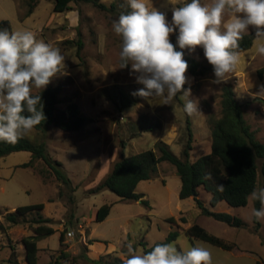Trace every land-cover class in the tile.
<instances>
[{"label": "rangeland", "instance_id": "rangeland-1", "mask_svg": "<svg viewBox=\"0 0 264 264\" xmlns=\"http://www.w3.org/2000/svg\"><path fill=\"white\" fill-rule=\"evenodd\" d=\"M16 1L21 2L20 8L16 7ZM121 1L99 2L109 7L111 3ZM148 2L150 7L153 6L165 13L168 22L171 23L173 7L182 6L191 0H173V4L167 8L162 6L163 0ZM201 3L210 4L211 0H201ZM51 6L50 1L40 0L34 20L24 22L21 12L27 13V0H0V21L8 20L11 32L30 30L38 40L59 48L65 57V66L62 68L64 74L54 77L47 86L60 88L59 107L64 108L68 102L76 103L80 112L92 120L87 128L77 132H62L49 126L44 133L33 130L25 136L32 143H45L51 157L62 163L73 190L56 181L41 160L34 161L32 167H22V164L30 160L29 152H15L0 159V214L5 208L43 203L46 206L45 215H50L53 220L48 224L54 233L45 236L39 243V247H46L47 252H40L38 264L48 262L51 252L54 253L50 255H58L62 228L60 215L64 214L63 219L66 223L63 230L65 233L72 232L71 238L64 235V240L67 238L70 251L75 254L73 256L68 253L70 258H74V261L71 260L74 264H124V261L130 258L128 243L133 244L136 254H145L144 247L140 244L151 247L156 242L164 240L171 231L178 232L174 242L178 251L186 252L191 247L204 246L211 251L213 264H260L261 260L264 261V219L261 220V226H255L252 216L254 200L249 197L248 204L240 208H229L221 202L214 209L215 207L209 204L211 195L199 189V199L205 208L212 212H225L223 210L228 208L244 225L231 227L218 222L201 214L193 198L179 199L177 174L171 176L167 172H161L163 165H170L175 170L168 162L160 164L159 167V174L166 176V184L152 177L139 183L137 187L138 192L146 194L144 200L148 202V206L140 201L122 202L117 195L108 190L96 194L89 192L103 180L113 165L112 162L110 166L109 164L103 166L105 157H114L122 149L126 139L130 138L133 141L135 149L131 154L153 149L157 129L144 132L141 137L139 135L147 125H155L162 119L176 123V142L179 145L174 144L169 148L179 157L180 148L187 140L184 99L181 94L170 104L161 105L154 102L150 105L148 100L139 96L140 100L135 106L120 111L117 90H112L111 86L118 85L125 92L132 94L144 88V85L136 82L137 74L131 72L130 64L127 69L119 68L122 38L116 35L112 28V22L119 18L118 15L116 12L102 10L92 3L72 2L71 10L66 15H74L76 27L68 28L67 19H54V25L43 27L54 13ZM78 40L82 43L79 56ZM183 51L184 56L199 61L207 70L212 69L201 47H197L194 52L187 49ZM260 69L263 71L261 77L257 73ZM186 75L189 78L186 85L191 87L189 99L197 103L199 111L194 117V130L191 129L194 131L195 142L193 141V149L190 151V161L197 160L211 150V129L213 122L221 115V88L224 83L232 86L250 130L254 132L256 140L264 144V56L257 54L254 43L250 49L240 53L239 64L234 72L227 75L224 82L212 83L211 81L215 79L214 72H208L197 79L188 72ZM41 90L43 89L33 88V93ZM140 117H145L146 124L141 123ZM257 164L256 189H259L262 188L261 167L264 158L257 159ZM43 180L49 185H45ZM56 188L62 191V196H58L57 192L54 200L47 202L49 197L55 194ZM105 204L110 205V212L106 219L96 222L95 214ZM31 217H35V214L33 213ZM31 217L22 223L23 227H32L33 224L29 222ZM74 217L85 226L82 232L75 227V221L72 222ZM170 217L174 219V223L167 221ZM193 224L201 226L225 243L234 244L235 248L227 251L200 239L189 238L186 230ZM22 234L17 233L15 238L18 239ZM92 239L98 240L90 252L91 257L98 258L97 263L84 257L86 242L90 244ZM1 247L3 245L0 244ZM244 250L247 253L242 252ZM10 254L11 250L8 247L0 250V264H15L8 260ZM12 259H15V255Z\"/></svg>", "mask_w": 264, "mask_h": 264}, {"label": "clouds", "instance_id": "clouds-1", "mask_svg": "<svg viewBox=\"0 0 264 264\" xmlns=\"http://www.w3.org/2000/svg\"><path fill=\"white\" fill-rule=\"evenodd\" d=\"M126 3L130 11L112 22L114 33L122 38L119 68L131 65L136 82L144 85L132 95L150 105L170 104L182 93L184 112L188 116L199 112L197 103L189 99L190 87H184L189 83L185 49H203L213 67L214 84L226 81L235 71L240 62L239 42L250 27L255 30L256 52L264 56V0H211L210 4L191 0L173 7L171 23L148 0ZM177 29L174 45L170 37ZM64 61L59 48L38 40L30 30H0V141L15 144L46 120L41 96L33 95V88L45 89L54 77L64 74ZM223 189L224 185H218L219 191ZM250 198L260 204L252 216L264 219V187L254 190ZM127 249L130 258L124 264H213L212 253L204 246L181 252L174 243H163L136 254L130 242Z\"/></svg>", "mask_w": 264, "mask_h": 264}, {"label": "trees", "instance_id": "trees-1", "mask_svg": "<svg viewBox=\"0 0 264 264\" xmlns=\"http://www.w3.org/2000/svg\"><path fill=\"white\" fill-rule=\"evenodd\" d=\"M53 4L52 10L55 13H63L70 9V3H76L83 1L86 3H92L94 6L111 12H116L119 15L121 13H127L130 11L126 0L121 2H113L107 7L100 3V0H48ZM38 0H27L28 10L26 15H30L34 8L37 6ZM7 29L11 32V25L8 20L0 21V30ZM178 29L171 37V42L176 45ZM78 35H80L78 33ZM255 30L250 28L248 33L244 34L243 39L239 42V52H244L250 49L253 45V39ZM82 47L81 41H77V55H80V49ZM177 50H180L177 46ZM187 61L188 73L195 79L206 75L208 72L206 67L190 57L184 56ZM129 67V66H128ZM127 67V68H128ZM124 68V69H127ZM258 76L263 74L262 69L257 71ZM197 83V81H196ZM185 89L190 86L185 85ZM109 88V87H106ZM191 88V87H190ZM111 89L117 90V102L119 104V110L130 108L135 106L139 100V96H134L122 90L118 85L111 86ZM115 93V92H114ZM177 94V99L179 98ZM33 95H40L41 102L43 104V111L46 116V120L42 121L40 125H37L34 130L44 133L49 126H53L62 132H77L81 131L92 120L84 116L76 103L68 102L64 108H60L59 104V87H47ZM220 117L216 119L212 124L211 129V150L209 153L199 157L194 162L189 159L190 151L193 149V133L191 130V123L188 115L186 118V132L187 140L180 156H176L170 151L167 144L162 141L155 142L153 149L144 150L136 154H132L128 157L121 156L116 160L108 174L103 180L96 185L93 189H90L91 194H96L104 190H108L118 196L122 202H138L148 206V202L143 199L141 194L135 192L136 186L141 181L151 179L156 175L157 165L162 162H168L176 169L181 186L178 193L180 200L186 198H193L197 207L201 210V214L212 217L218 222L225 223L231 227H241L244 225L241 219L231 216L227 213L212 212L205 208L199 199V189H203L211 195L209 204L214 207L218 202L224 201L230 207L239 208L245 207L248 203L250 194L256 190L258 180V164L257 159L264 158V144L256 140L254 132L250 130L249 125L244 119L243 110L239 102L235 98L233 88L229 84H223L221 88V100H220ZM29 115L27 111L23 113ZM145 117H140L141 123L146 124ZM160 127V123L155 125H147L143 132L153 131ZM26 151L30 153V160L27 163L22 164L24 168L32 167L33 162L41 160L49 174L54 176L56 181L62 184L68 189H72L71 180L68 177L63 165L60 161L51 157L46 149L45 143L38 144L32 143L26 137L20 139L15 144H9L7 142L0 141V159L8 156L11 153ZM39 174H41L39 172ZM262 175V187H264V164L261 167ZM43 177V176H42ZM44 181V180H43ZM224 185L223 191L218 190V185ZM58 196H62V191L58 190ZM260 204L258 201H254V208L258 209ZM43 204H33L26 206H19L12 213H7L4 216V220L15 225L24 220L27 214L34 213L35 217L32 219L36 227H32L33 236L22 237L20 243L25 250V260L27 264L37 263L38 248L36 245L37 240L41 236H49L53 233L50 227L45 226L49 220L43 219L39 212L42 210ZM110 212V205H102L95 214V221L101 222L108 216ZM169 223H174L172 217L168 218ZM186 222L185 219H182ZM255 226H259V222L253 217ZM5 226L0 222V231H5ZM65 231L60 232L59 244L62 247L64 241ZM186 235L189 238H197L202 241L208 242L212 245L220 247L224 250L230 251L234 248V244L225 243L220 238H217L209 234L204 228L197 224H193L186 230ZM178 237V232L171 231L164 240L156 242L151 247H147L146 244H140L144 247V253L152 250L156 244L174 243ZM96 240H91V243ZM14 253L12 252L9 261L13 260ZM70 255L62 249L59 250L57 256L52 255L48 264H59L65 260H72ZM93 263L98 261L91 260Z\"/></svg>", "mask_w": 264, "mask_h": 264}, {"label": "crops", "instance_id": "crops-1", "mask_svg": "<svg viewBox=\"0 0 264 264\" xmlns=\"http://www.w3.org/2000/svg\"><path fill=\"white\" fill-rule=\"evenodd\" d=\"M51 2V1H50ZM52 3V2H51ZM39 4H40V0H38V3H37V6L34 8V10H33V12L30 14V15H26V14H24V12L22 11V9H21V17H22V20H24V22H26L27 20H34V18H35V11L37 10V8H38V6H39ZM15 5H16V7H18V8H20L19 6L21 5V2H15ZM172 5V3H170L169 2V0H163V3H162V6L165 8H167V7H170ZM53 7V4H52V6H51V8ZM53 11V10H52ZM67 12L68 11H66V12H63V13H53L52 15H51V18H50V20H48V21H46L44 24H43V27H45V26H47V25H49V24H55L54 22H53V20L54 19H59V20H64V19H67L68 20V28H71V27H76L77 26V22H76V19H75V17H74V15H72V16H69V15H66L67 14ZM61 17V18H60ZM41 23H39V25H40ZM42 25V24H41ZM189 117V119H190V123H191V129H193V127H194V117H195V115H193V116H188ZM181 118H183V115L181 114ZM92 122H90V123H88V124H91ZM87 124V125H88ZM205 124H206V121H205ZM86 125V126H87ZM84 127V128H87V127ZM83 128V129H84ZM82 129V130H83ZM157 129V132H158V134L156 135V138L154 139V144H155V142H157V141H162V142H164L165 144H167L169 147L170 146H172V145H179L177 142H176V138H177V126H176V123H174V122H172L171 120H164V119H162V121H160V127L159 128H156ZM194 130V129H193ZM192 130V133H193V136H195L194 135V131ZM143 133L144 132H142L139 136L141 137L142 135H143ZM82 142L84 143L85 141L84 140H82ZM194 142H195V137H194ZM193 142V143H194ZM154 144H153V146H154ZM192 146H193V144H192ZM181 147V146H180ZM132 149V150H131ZM134 149H135V147H134V145H133V141H132V139H130V138H128V139H126L125 140V142L123 143V147H122V149L120 150V151H118L116 154H115V156L114 157H105V159H106V161L105 162H103L102 163V165L104 166V165H107V164H109V166L110 165H112V162L114 163L116 160H118L121 156H124V157H128V156H130V155H132L131 154V151H134ZM181 150H182V148H180V152H181ZM144 151V150H143ZM134 154H136V152H134ZM191 162H194V161H191ZM162 163H164V162H162ZM162 163H160V164H162ZM160 164H158L157 165V172H156V175L154 176V178H158L159 180H161L163 183H165L166 184V176H164L163 174H159V167H160ZM164 167H163V169L161 170V172L163 173V171L164 172H167L168 174H170L171 176H174V174H176V169L175 170H173L172 169V167H170V165H163ZM175 168V167H174ZM178 176V175H177ZM179 178V177H178ZM45 185H49V184H47V183H45L44 181H42ZM143 181H141L140 183H142ZM139 186V183H138V185L136 186V189H135V192L137 193V194H141L142 196H143V199L146 197V194L145 193H142V192H138L137 191V187ZM180 186H181V182H180V179H179V181L177 182V193H179V190H180ZM200 190H203V189H200ZM58 192V190H57V188H56V190H55V194L54 195H51L50 197H49V199L47 200V202L49 201V202H52L53 200H54V196L56 195V193ZM191 198V197H190ZM190 198H186V199H190ZM211 198V197H210ZM192 199V198H191ZM209 201H210V199H209ZM221 202H224V201H220V202H218L213 208L214 209H216L218 206H219V203H221ZM225 203V202H224ZM43 204V203H42ZM229 208H233V207H230L227 203H225ZM248 204V203H247ZM77 205V204H76ZM17 207H9V208H5V211H3V212H1V214H3V215H1L0 214V222L5 226V231H0V244L1 245H3V247H1L0 248V250H2L3 248H6V247H8L10 250H11V253L13 252L14 253V255H15V261L16 262H13V261H10V262H13V263H15V264H21V262L23 263V264H27L26 263V260H25V250H24V247L22 246V244L20 243V239L22 238V237H29V236H33L34 234H33V231H32V227H36L37 226V224H34L33 222H32V219H34V217L32 218L31 216H32V213H30V214H27L25 217H24V220L21 218V222L20 223H18V224H15V225H11V224H9V223H7L5 220H4V216L7 214V213H12V212H14L15 211V209H16ZM77 208H78V205H77ZM240 208V207H239ZM45 209H46V206L43 204V208H42V210L39 212V214H40V216L43 218V219H47V220H49V221H53L52 220V218H50L49 216L50 215H48L47 214V216L45 215ZM63 209H64V207H63ZM223 211H225V212H222V213H227V214H229V215H231V216H235V213H233L232 211H230L228 208H226V210H223ZM65 215V214H64ZM64 215H60L61 216V220H60V227H62L61 228V230L60 231H63V229H64V225H65V220L63 219V217H64ZM30 217H31V221H29L30 223H32L33 225H32V227L31 228H29L28 226L27 227H23L22 226V223H25V222H27V220H29L30 219ZM236 217V216H235ZM54 219V218H53ZM26 220V221H25ZM55 220V219H54ZM75 221V227L76 228H78L79 229V231H83L84 229H85V226L83 225V224H81L77 219H75V217L72 219V222H74ZM261 221V220H260ZM260 221H258L259 222V225L261 226L262 225V221H261V223H260ZM5 222V223H4ZM45 226H47V227H50L49 226V224L48 223H45L44 224ZM83 227H84V229H83ZM51 228V227H50ZM52 229V228H51ZM53 230V229H52ZM54 231V230H53ZM23 233L22 234V236H20L18 239L17 238H15V235L17 234V233ZM67 232H71V231H67ZM54 233V232H53ZM65 236H66V233L64 234ZM45 236H41L38 240H37V242H36V245H37V248H38V253H37V263L36 264H38V255L40 254V252H44V253H46L47 251H46V247H39V243H40V241L44 238ZM67 237V236H66ZM4 238H6V239H4ZM68 238H71V237H68ZM92 240H96V239H92ZM96 242H98V240H96V241H93L92 242V244H88L87 242H86V247H85V250H86V254L84 255V257L87 259V260H89V261H91V260H94V261H97L98 260V258H95V257H91L90 256V252H91V250L94 248V243H96ZM225 242V241H224ZM227 243V242H226ZM69 244V242L67 241V238L63 241V250L65 251V252H67V253H70V254H72L73 256L75 255L74 253H72L71 251H70V246L68 245ZM62 247L60 246V248H59V250L60 249H62ZM84 248V247H83ZM92 248V249H91ZM234 248H235V245H234ZM234 248H232V249H234ZM231 249V250H232ZM100 252H104V251H100ZM242 252H244V253H247V251L246 250H244V251H242ZM51 253H54V252H51ZM51 253H49V258L51 259V256L53 255H50ZM99 253V252H98ZM11 255V254H10ZM9 258H10V256H9ZM9 258H8V260H9ZM50 262V260H48V262H45V264H48ZM260 264H264V261L263 260H261V262H260Z\"/></svg>", "mask_w": 264, "mask_h": 264}, {"label": "built area", "instance_id": "built-area-1", "mask_svg": "<svg viewBox=\"0 0 264 264\" xmlns=\"http://www.w3.org/2000/svg\"><path fill=\"white\" fill-rule=\"evenodd\" d=\"M66 236L67 237H71L72 236V232H67L66 233ZM59 264H74L71 260H65V261H62L61 263Z\"/></svg>", "mask_w": 264, "mask_h": 264}]
</instances>
